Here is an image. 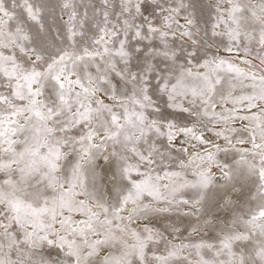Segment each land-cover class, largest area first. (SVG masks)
Returning <instances> with one entry per match:
<instances>
[{
	"label": "snow or ice",
	"instance_id": "6c2138e0",
	"mask_svg": "<svg viewBox=\"0 0 264 264\" xmlns=\"http://www.w3.org/2000/svg\"><path fill=\"white\" fill-rule=\"evenodd\" d=\"M0 264H264V0H0Z\"/></svg>",
	"mask_w": 264,
	"mask_h": 264
},
{
	"label": "rangeland",
	"instance_id": "374dc122",
	"mask_svg": "<svg viewBox=\"0 0 264 264\" xmlns=\"http://www.w3.org/2000/svg\"><path fill=\"white\" fill-rule=\"evenodd\" d=\"M181 23H183L182 20H181ZM214 51H215V49L210 50V54H211L212 52H214ZM220 54H222V55H226V56H230V57H233V58H236L237 55H238V56H239V59H243V57H244V53H243V51H241L239 54H237L236 52H233V53H226V52H224L222 46H221V49H220ZM209 135H214V134H209ZM218 142H222V141H218ZM190 151H191V149H190ZM181 158H182V157H181ZM220 158H221V159H225V157L223 156V154H221V157H220ZM235 159H239V156L236 155V156H235ZM227 160H228L230 163L233 162V155L230 154V155L227 157ZM244 191L247 192V188H246ZM243 199H244V197L241 196V200H243ZM219 214H220L222 217L226 215V214H225L224 212H222V211L219 212ZM187 219H188V218H185V223H187ZM173 220H177V221H178V214L173 213V214H160V215H155V216H153V218H152V221H153L152 224H150L149 226H150V227H154V228H159V229L163 230V228L166 227L167 225H169L170 223H172ZM141 223H145V222L142 221ZM185 235L187 236L188 233L186 232Z\"/></svg>",
	"mask_w": 264,
	"mask_h": 264
}]
</instances>
